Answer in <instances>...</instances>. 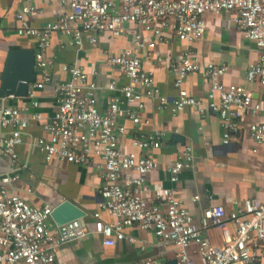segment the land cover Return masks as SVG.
<instances>
[{
	"label": "built area",
	"instance_id": "built-area-1",
	"mask_svg": "<svg viewBox=\"0 0 264 264\" xmlns=\"http://www.w3.org/2000/svg\"><path fill=\"white\" fill-rule=\"evenodd\" d=\"M61 2L67 11L42 27L30 24L29 18L40 13L34 6H25L16 15L17 35L36 40V68L42 71L41 80L33 83L27 93L33 109L39 107L36 90L51 82V76L46 73L50 67L46 54L53 34L68 37L74 46L82 45L85 34L91 35L93 44L100 35L132 37L129 48L106 55V65L120 68L127 82L118 85L112 81L107 85L110 94L104 112L97 100L99 85L89 81L82 67L63 66L70 80L56 88L57 109L43 125L48 138L38 140L47 162L56 159L88 167L98 160L104 179L99 189L98 207L99 211H106L113 222L101 220L99 211L94 213V233L103 237L105 246L113 247L121 241L133 242L125 230L138 227L153 233L161 242L174 245L178 250V264H197L189 254L192 246L197 247L203 264H258L264 259V200L246 199L230 213L221 206L213 207L204 212L200 224L195 222L174 189L155 190L154 197L162 208L151 206L144 194L148 191L147 176L156 169L157 163L145 152L161 148L165 133L155 131L137 136L132 140V147L137 151H125L120 137L126 128L120 121L140 124L145 99L156 101L158 109L170 108L173 115L187 108L196 109L200 115L210 111L218 114L223 142L228 144L239 131L244 116L264 112V107L253 100L245 87L224 84L226 67L201 62L191 46L206 33V15H232L242 36L261 52L258 63L247 71V83L264 87V0ZM169 34L186 48L180 58L165 64L155 50L158 43H168ZM142 53L146 57L154 55L158 63L166 65L174 77L176 97L164 96L155 86L153 73L144 69ZM193 73L209 81L206 101L191 96L183 87L187 76ZM11 98H0V130L11 129L0 138V165L3 157L17 160L16 147L22 143V135L29 125L28 119L23 117L24 109L8 103ZM33 119L42 120V114L36 111ZM248 135L255 143L253 153H259L264 147V121L250 123ZM261 155L264 159V151ZM193 160L192 151L184 150L169 169L170 181L177 183L181 172L190 168ZM17 179L12 173H0V264H59V248L85 238L88 235L86 224L84 220L62 226L51 224L53 209L35 208L10 191L9 187ZM229 223L234 232L230 231ZM210 230L218 233L220 242L214 243L205 237Z\"/></svg>",
	"mask_w": 264,
	"mask_h": 264
},
{
	"label": "crops",
	"instance_id": "crops-1",
	"mask_svg": "<svg viewBox=\"0 0 264 264\" xmlns=\"http://www.w3.org/2000/svg\"><path fill=\"white\" fill-rule=\"evenodd\" d=\"M25 6H34L40 13L29 18L34 27H42L59 19L67 8L61 0H0V84L7 53L11 50H33L36 52V40L19 37L16 33L19 25L16 15ZM207 30L203 38L192 44L191 49L203 63L224 65L227 69L222 78L226 85H239L251 92L253 100L264 107V87L247 83L246 74L251 65L258 63L261 52L255 44L246 40L232 19V15L221 13L208 14L205 17ZM85 34L81 46H74L70 39L55 33L51 38V47L46 57L50 67L46 71L51 82L43 89L36 90L39 107L33 109L26 97H12L8 103L24 109L23 117L29 125L22 135V143L16 147L17 160L3 157L0 173H12L18 179L9 187L10 191L20 196L35 208L54 209L65 200L83 209L87 216L83 219L88 235L78 241L62 245L57 253L59 264H165L177 260L178 250L172 244L161 242L153 233L142 231L138 227L125 230L133 242L121 241L116 246L103 244V237L94 233L93 214L99 211V189L103 184V171L98 167V160L91 166L74 165L52 160L47 162L38 146L39 139H47L43 125L54 115L58 102L56 88L70 80V75L63 72L64 65H78L88 74L89 81L99 85L97 100L102 112L108 107L110 92L107 85L116 81L118 85L127 82L120 68L106 65L107 53L118 54L132 44L131 35L111 38L100 35L96 43L90 42ZM168 43H158L155 53H159L165 64L180 58L186 48L184 43L173 34L167 35ZM144 69L153 73L154 84L164 96L171 99L177 96L173 86L174 77L166 65L158 63L155 56L141 54ZM37 71H40L36 68ZM42 78V71L36 81ZM32 85V84H31ZM30 85V86H31ZM183 87L187 92L203 101L207 100L209 81L201 74L187 76ZM145 108L140 113L141 123L121 119L126 128L120 137L125 151H137L132 147V140L140 135L155 131L165 133L163 145L156 150L145 152L157 163L156 169L147 176L148 191L144 198L151 206L161 207L155 199L157 189H174L177 196L191 212L196 223L200 224L206 210L221 206L227 213L236 211L238 205L246 199L264 200V159L260 149L253 153L254 141L248 135V125L264 121V112L247 114L241 121L228 144L223 142L221 121L217 113L207 111L200 115L196 109L187 108L173 115L170 108L158 109L156 101L145 99ZM124 106V104H123ZM36 111L42 114V120H34ZM11 129L0 130V138ZM190 149L193 163L179 175L177 183L170 181V167L181 153ZM1 151V145H0ZM195 197L198 199L195 200ZM100 218L112 223L113 218L106 211H99ZM54 225V222L51 221ZM231 232L234 227L228 224ZM212 242H220L216 231L205 234ZM190 256L197 264H203L197 247L189 249ZM258 264H264L262 259Z\"/></svg>",
	"mask_w": 264,
	"mask_h": 264
},
{
	"label": "water",
	"instance_id": "water-1",
	"mask_svg": "<svg viewBox=\"0 0 264 264\" xmlns=\"http://www.w3.org/2000/svg\"><path fill=\"white\" fill-rule=\"evenodd\" d=\"M40 71L36 70L35 51L11 50L7 53L3 69L0 98H23L27 96L29 87L36 82ZM87 213L69 200L63 201L52 210L51 219L57 226L76 220H83ZM165 264H178L177 260Z\"/></svg>",
	"mask_w": 264,
	"mask_h": 264
}]
</instances>
